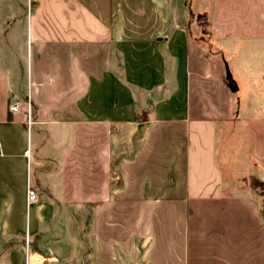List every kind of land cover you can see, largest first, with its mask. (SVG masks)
Instances as JSON below:
<instances>
[{"label":"crops","instance_id":"crops-1","mask_svg":"<svg viewBox=\"0 0 264 264\" xmlns=\"http://www.w3.org/2000/svg\"><path fill=\"white\" fill-rule=\"evenodd\" d=\"M34 2L0 0V47L26 46L15 95L0 51V264H264V201L216 159L225 67L187 2Z\"/></svg>","mask_w":264,"mask_h":264},{"label":"rangeland","instance_id":"rangeland-1","mask_svg":"<svg viewBox=\"0 0 264 264\" xmlns=\"http://www.w3.org/2000/svg\"><path fill=\"white\" fill-rule=\"evenodd\" d=\"M12 1L22 15L26 7L28 10L34 8V0ZM181 2L191 7L188 17L191 37L202 39L197 45L205 50L209 59L223 63L237 86V92L230 93V121L217 131L216 159L224 170V181L237 183L240 191L247 187L254 190L263 201L264 192L251 188L249 183L250 178H255L252 177L254 164L261 165L264 171V0ZM6 7L7 0H2L1 9ZM203 12L207 14L212 31L211 47L206 35L200 33L196 20ZM177 13L183 14L181 4ZM0 51L8 60L3 68L11 64L15 67L11 79L15 95L21 72H26L25 43L19 39L11 46L3 44Z\"/></svg>","mask_w":264,"mask_h":264},{"label":"trees","instance_id":"trees-1","mask_svg":"<svg viewBox=\"0 0 264 264\" xmlns=\"http://www.w3.org/2000/svg\"><path fill=\"white\" fill-rule=\"evenodd\" d=\"M34 7H35V2H34ZM189 15H191V11H190ZM196 20H197V24L200 28V33L206 35V41L209 44V46L211 47L212 41H213V40H211L212 31L210 28L209 20L207 19V14L205 12L199 13L196 17ZM188 36L190 37L191 41L193 43H196V44H197V41L202 40L201 38L191 37L190 31H188ZM31 114H32V119H33L34 114H33L32 106H31ZM249 184H250L251 188L260 189L261 192H264V182L259 181L256 178H250Z\"/></svg>","mask_w":264,"mask_h":264},{"label":"built area","instance_id":"built-area-1","mask_svg":"<svg viewBox=\"0 0 264 264\" xmlns=\"http://www.w3.org/2000/svg\"><path fill=\"white\" fill-rule=\"evenodd\" d=\"M10 111L11 112H16L17 111V106H11L10 107ZM31 121H32L31 108H28L27 111H26V122H27L28 125H30ZM26 198H27V202L28 203H32L36 199L35 192L32 189L28 188Z\"/></svg>","mask_w":264,"mask_h":264},{"label":"water","instance_id":"water-1","mask_svg":"<svg viewBox=\"0 0 264 264\" xmlns=\"http://www.w3.org/2000/svg\"><path fill=\"white\" fill-rule=\"evenodd\" d=\"M225 80H226V87L231 93L237 92V86L233 82L230 73L228 72L227 68L225 67Z\"/></svg>","mask_w":264,"mask_h":264}]
</instances>
